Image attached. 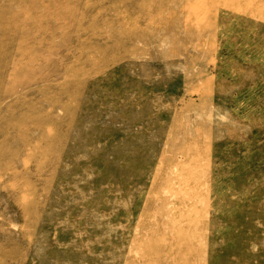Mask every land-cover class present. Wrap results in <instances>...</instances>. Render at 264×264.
Instances as JSON below:
<instances>
[{"label": "rangeland", "instance_id": "obj_1", "mask_svg": "<svg viewBox=\"0 0 264 264\" xmlns=\"http://www.w3.org/2000/svg\"><path fill=\"white\" fill-rule=\"evenodd\" d=\"M0 264H264V0H0Z\"/></svg>", "mask_w": 264, "mask_h": 264}]
</instances>
